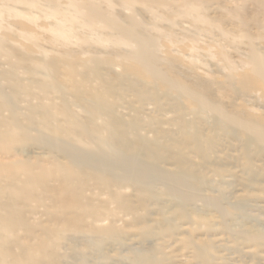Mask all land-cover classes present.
Segmentation results:
<instances>
[{
    "label": "rangeland",
    "instance_id": "374dc122",
    "mask_svg": "<svg viewBox=\"0 0 264 264\" xmlns=\"http://www.w3.org/2000/svg\"><path fill=\"white\" fill-rule=\"evenodd\" d=\"M2 3L0 40L12 63L0 84L11 82L6 107L20 105L1 115L19 111L33 141L18 134L12 147L22 150L0 149V216L9 226L0 250L34 245L39 264H264V0ZM62 12L74 17L65 21L70 35L51 26ZM141 51L154 70L136 59ZM85 106L115 110L105 119L127 128L129 146L141 148L128 163L144 169L100 171L95 161L57 169L54 160L70 158L59 130L72 126L71 111L93 117ZM176 160L184 173L173 184ZM27 162L40 168L26 171ZM45 184L57 187L56 198L30 205Z\"/></svg>",
    "mask_w": 264,
    "mask_h": 264
},
{
    "label": "bare ground",
    "instance_id": "6f19581e",
    "mask_svg": "<svg viewBox=\"0 0 264 264\" xmlns=\"http://www.w3.org/2000/svg\"><path fill=\"white\" fill-rule=\"evenodd\" d=\"M25 1L33 4L32 3L33 0H25ZM71 2H72V0H71ZM193 6L194 5L189 2L187 5H184L181 10H179V13L184 14V13H186L185 10L193 9ZM8 9H9V7L6 4H4V3L0 4V16L4 10H8ZM61 16H62L61 18H57L54 21V23L51 24V26L53 27V31L55 34L61 35V36L70 35V33L72 32L71 28L69 25L65 24V21L66 20L72 21L74 17H73V15L69 16L68 14H66V12H62ZM8 27H10V26H8ZM2 36H4V35H2ZM2 36L0 35V39L5 40L4 37L1 38ZM2 40H0V59L6 58L7 60L5 59L6 61L0 62V80L3 78L1 76L5 72L4 70L6 69L7 64H9L8 61H11V55L9 54V52L7 53V51H6V50H9V48H6V44H4L2 42ZM3 51H6V52H3ZM145 55L146 54L141 51L140 54H137V56H135V57H136V59L140 60V62L142 64H144L147 68L153 69V66H151V63L147 62ZM2 57H5V58H2ZM15 57L17 59V56H15ZM11 63H12V61H11ZM41 64H43V63H41ZM31 71H33V70L31 69ZM156 74H159L157 70H156ZM13 78H14V76H13ZM8 80H10V79H8ZM15 81H16V78H15ZM8 83H11V82H7L5 84L4 83L0 84V99L4 102V103H0V127L2 128V129L0 128V149L2 150V152L4 151V153H7V154L10 153L11 151L15 152V151L22 150V148H15L14 149L12 147V142L14 139H16V136L18 134L21 135L20 137L22 139L23 144H28V142L33 141L32 139H30L29 135L27 134L29 132L28 129L30 126L29 125H27V126H21L20 125V123L23 120H21V117L18 115L19 111L14 113L12 116H8V117L7 116L2 117V115H1V112L3 110L10 109L11 113L15 112L20 105V104H17L18 105L17 106V105L13 104V106L10 108L6 107V105L9 103V101H6L7 97L5 98L6 94H4V93L6 92L7 89L9 90V88H10L11 84L9 85ZM34 85H32V86H34ZM27 87H29V86H27ZM21 88H23V87H21ZM23 89H25V88H23ZM31 89H33V88H31ZM31 89L29 88L30 91H31ZM178 89L180 91L183 90L185 93L190 94L200 107L209 106L207 103L206 96L203 95L202 93H200L197 90V88L193 87L192 85H187V84L181 83L179 85ZM31 93H32V91H31ZM88 93H90V92H88ZM27 98H29V97H27ZM93 98H96V97H93V96H92V98L87 97V99L90 100L91 102H93V104H96V101H95L96 99H93ZM79 99H81V98H79ZM100 99H99V101H100ZM28 100H30V99H28ZM28 100L24 102L25 105L28 103ZM82 100H84V99L82 98ZM5 101L7 103H5ZM99 103L97 100V104H99ZM30 104L31 103L27 104L26 107L30 108L31 110L36 107V104L35 105H30ZM100 105H98V106H100ZM86 106H88V105L86 104ZM86 106H85V108H86ZM213 107L216 110H218V108L215 105H213ZM89 108L90 109L94 108L93 109V113H94L93 117L92 116L90 118L86 117L82 120L81 115L75 114V113H73V111H71L69 113V115L67 116L66 120H68V122H70L72 124V126H66L67 127L66 129H64V127H63L62 129L59 130L61 133V136H62V140L67 143L65 148L67 150V155L68 156L70 155L69 156L70 158L65 157V158H63V160H61V159H56V161L54 160L53 163L55 166H57V169H59L60 171L64 170L65 172H68L70 169H73L75 165L76 166L78 165L80 168H82L81 167L82 164H85V162H92V161H95V162L100 164V165L98 164V166L101 169L97 168L96 166L93 167L94 169L96 168L100 171H105V170L111 171V170H114L115 168L120 167L122 170L127 169L129 172L136 174L137 171H141L140 168L144 169L143 165L132 164L131 162L128 163V159L131 156L135 157V156L139 155V153L141 152V148L129 146L127 133H126L127 128L122 126L121 123L119 122V123H117L119 128L116 130V128L110 122H108L105 119V117L115 114V112H114L115 110L108 111V110H104L103 107L97 108L94 106L92 108L91 107H89ZM88 111L89 110H87V112ZM33 116L34 115L32 114V117H31V115L29 117L33 118ZM99 120L101 121V123L98 122ZM32 121H34V120H32ZM46 122L47 121L45 120V123ZM47 124L44 127H46ZM247 124H246V126H247ZM75 144L79 145L80 148L77 147ZM140 144L141 143L138 142L137 146H139ZM184 150H185V147H184V149H181V151L188 153ZM0 157H1V155H0ZM21 161H26V160H21ZM181 161L182 160H176L175 163H171L174 165V167H173L174 170L172 172L168 173V175L174 173V176L171 179V182L173 184H178V182L183 181V179L181 177L183 176L184 172L182 171L183 166H182ZM12 162L15 163V161H12ZM92 163H94V162H92ZM130 164H131V166H130ZM134 165H138V166H134ZM5 166H6L5 163L0 162V173L4 169ZM20 166L26 171H31V169L40 168L38 165H36L34 167L31 163H28V162L22 163ZM81 171L82 172L85 171L84 168ZM137 175L141 176V174H137ZM137 175H135L134 177H136ZM186 175H188V173H186ZM119 178L122 180L126 179V174L119 176ZM243 179L246 180L247 178L243 177ZM126 181H127V179H126ZM126 183H128V182H125L124 185L123 184L121 185V182L119 184H113L112 182H109V181H103L102 187L103 188H109V186H117V187H122V188L126 187L127 188L128 186L126 185ZM58 184H61V183H58ZM86 185L87 184L84 182H82V185H79L81 187V190H80L82 192L81 194H84V189H85ZM56 188L57 187H54V185L49 186V185L45 184L43 186L44 191L42 192V194L40 196H38L39 197L38 199L32 200L30 205H33L34 202H36L37 200L43 201V202H45L44 199H48V200L53 199L54 200L56 198V195H55L56 194V192H55ZM106 193L108 194L109 197H111V198L115 197L116 199L120 200V196L116 192L108 189L106 191ZM81 196H83V195H81ZM38 204L45 205L44 203H38ZM34 205H37V204H34ZM102 208H107V207H102ZM99 209L100 208L93 210V213H92L93 216L91 218L93 225H97V226L101 225L102 221L104 220V218H101V217L96 218L95 217V216L100 215V212H98ZM101 210L102 209H100V211ZM7 223H8L7 217L6 216H2V217L0 216V235L3 233V231L9 230V226H6ZM30 233H32V232H30ZM17 247H18V251L14 250L13 248L0 250V264H39L38 263V261H39L38 255L36 253V250L38 249L37 247H35L34 245H31V244H22L20 246V248H19V245ZM54 264H58V262L54 261Z\"/></svg>",
    "mask_w": 264,
    "mask_h": 264
}]
</instances>
